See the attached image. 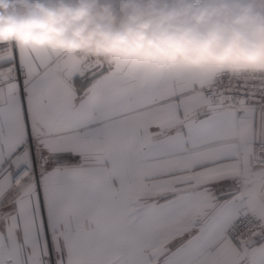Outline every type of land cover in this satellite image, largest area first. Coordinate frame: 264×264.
I'll use <instances>...</instances> for the list:
<instances>
[{
    "label": "snow or ice",
    "instance_id": "6c2138e0",
    "mask_svg": "<svg viewBox=\"0 0 264 264\" xmlns=\"http://www.w3.org/2000/svg\"><path fill=\"white\" fill-rule=\"evenodd\" d=\"M0 264H264V66L0 36Z\"/></svg>",
    "mask_w": 264,
    "mask_h": 264
},
{
    "label": "clouds",
    "instance_id": "9594fccd",
    "mask_svg": "<svg viewBox=\"0 0 264 264\" xmlns=\"http://www.w3.org/2000/svg\"><path fill=\"white\" fill-rule=\"evenodd\" d=\"M0 36L92 56L264 66V0H0Z\"/></svg>",
    "mask_w": 264,
    "mask_h": 264
}]
</instances>
